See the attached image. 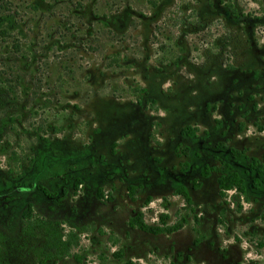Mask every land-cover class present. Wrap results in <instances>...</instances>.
Instances as JSON below:
<instances>
[{"label":"rangeland","instance_id":"1","mask_svg":"<svg viewBox=\"0 0 264 264\" xmlns=\"http://www.w3.org/2000/svg\"><path fill=\"white\" fill-rule=\"evenodd\" d=\"M0 15L16 26L0 28V264H264V191L221 197L201 175L221 145L264 166V0H0ZM138 212L187 224L131 230Z\"/></svg>","mask_w":264,"mask_h":264},{"label":"trees","instance_id":"2","mask_svg":"<svg viewBox=\"0 0 264 264\" xmlns=\"http://www.w3.org/2000/svg\"><path fill=\"white\" fill-rule=\"evenodd\" d=\"M6 26V30L15 29V22L12 16L0 15V28ZM196 128H191L186 126L181 130V135L186 137H194ZM115 145V144H114ZM223 152V159L221 161V166L219 167H208L205 166L201 171L202 177L209 178L212 172H217L219 174L217 183L219 194L221 197H225L228 191H237L240 194L247 195L248 190L251 191H264V166L256 158H250L243 153H239L232 148L223 147L221 145ZM50 171L55 167L53 164L47 165ZM44 169V168H43ZM46 169V167H45ZM55 172V175H58ZM194 187H200L199 185H194ZM37 189L41 191L44 195L51 197V194L47 189L41 185H37ZM131 194L134 195L137 192L136 187H129ZM177 195L184 197L187 203H191V197L185 187H180L177 190ZM98 198L102 200L104 195L102 193L98 194ZM152 199L148 198L146 204L151 203ZM24 218L30 223L33 221V213L31 205H28L27 209L24 211ZM170 217L168 214H162L160 216V222L156 225H149L145 221L144 213L138 212L128 220V226L130 229H137L144 233L151 235H162V234H173L185 227L187 220L181 218L176 224L169 225ZM121 257V256H119ZM124 264H135L133 261H126Z\"/></svg>","mask_w":264,"mask_h":264},{"label":"crops","instance_id":"3","mask_svg":"<svg viewBox=\"0 0 264 264\" xmlns=\"http://www.w3.org/2000/svg\"><path fill=\"white\" fill-rule=\"evenodd\" d=\"M149 204H150V203H149ZM149 204H148V205H149ZM143 213H144V212H143ZM144 215H145V213H144ZM130 218H131V217H130ZM144 218H145V217H144ZM128 220H129V219H128ZM127 225H128V222H127ZM128 227H129V226H128ZM131 230H137V229H131Z\"/></svg>","mask_w":264,"mask_h":264}]
</instances>
